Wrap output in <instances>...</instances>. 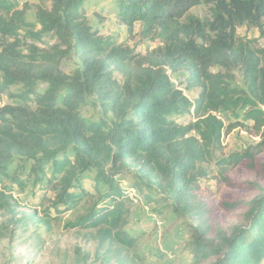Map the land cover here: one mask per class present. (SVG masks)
<instances>
[{
	"label": "trees",
	"instance_id": "trees-1",
	"mask_svg": "<svg viewBox=\"0 0 264 264\" xmlns=\"http://www.w3.org/2000/svg\"><path fill=\"white\" fill-rule=\"evenodd\" d=\"M48 1L51 7L37 12L43 30L56 40L46 49L28 45L0 18V74L8 86L24 89L21 104L0 108V215L23 222L14 192L25 189L29 167L35 182L53 194L44 214L66 213L89 201L86 213L68 227L96 229L97 252L114 264H146L127 231L132 192L148 205H169L188 222L197 262L264 264V188L256 185L259 195L249 204L245 224L230 232L213 228L200 197L208 177L202 165L223 155L226 135L239 128L258 141L219 159L222 174L244 162L252 168L264 153V49L238 37L243 27L264 37V0ZM90 1L113 3L130 39L140 24L139 37L161 47L139 54L92 30L84 8ZM200 5L210 7V20L190 16ZM11 10L0 0V13ZM25 11L11 22L23 27ZM72 52L80 64L66 74L62 63ZM181 71L185 90L172 83ZM191 89L200 90L195 100L185 94ZM34 95L35 106L29 103ZM86 107L99 108L104 117L86 119ZM226 113L234 123L226 125ZM186 115V123L176 121ZM126 175L134 180L129 189L118 180ZM88 179L91 189L84 184Z\"/></svg>",
	"mask_w": 264,
	"mask_h": 264
},
{
	"label": "rangeland",
	"instance_id": "rangeland-1",
	"mask_svg": "<svg viewBox=\"0 0 264 264\" xmlns=\"http://www.w3.org/2000/svg\"><path fill=\"white\" fill-rule=\"evenodd\" d=\"M12 5L10 13H0V18L10 22L9 27L20 36H26L27 44H34L41 50L55 42L51 33L43 30L39 22L38 9H49L48 0H7ZM86 17L92 30L98 31L105 38L113 39L119 45H125L136 53L145 54L161 47L160 41L142 40L139 37L141 25L135 27L133 39H130L126 28L116 20L115 5L108 1H90L85 5ZM26 10V11H25ZM25 11V25L20 26L17 21L11 22V16H20ZM211 10L207 5H200L191 10L190 16L202 21L210 20ZM240 39L252 42L257 49H264V37L256 29L246 27L238 30ZM80 61L72 52L62 63L66 74L77 68ZM115 78L123 82L120 74ZM186 72L181 71L172 77V83L185 90L184 80ZM236 85L242 87V80L238 78ZM45 89L42 85L38 94ZM199 89L186 90V96L195 100ZM24 93L21 85L8 86L0 74V108L21 104L23 99L18 98ZM38 95L30 97L29 103L35 106L34 100ZM83 116L90 120H99L103 116L97 107L82 109ZM108 118V117H107ZM221 118L226 125L235 122L231 114H222ZM189 117L177 118L179 123H186ZM258 141L256 135L248 131L235 129L224 138V153H216L202 165L207 172V178L201 181L200 197L207 205L208 219L213 228L230 232L234 227L245 224V215L249 212V204L259 195L256 185L264 188V153L255 158L254 167L248 163L230 167L225 174L217 166L219 159L234 153H244ZM25 189H15L14 195L20 200L22 208L19 217L21 224H14L10 219L0 215V264H114L97 252L95 236L96 229L74 230L68 227L79 216L86 213L89 201H82L72 210L56 214L50 210V215L44 210L50 206L49 199L52 191H48L44 184L35 182L29 167L24 174ZM122 187L127 189L134 183L131 175L118 177ZM85 186L91 189V179L85 181ZM129 189V188H128ZM94 193V191H91ZM138 193L132 192V218L127 227L128 233L134 236L140 246V251L146 256V264H213L216 259L197 262L192 251V237L188 222L178 219L169 209V205L157 203L148 205L137 198ZM143 196V195H142ZM227 205V206H226ZM229 206L228 209L227 207ZM34 220H33V219ZM43 221L44 223H41ZM47 222L49 223L47 225Z\"/></svg>",
	"mask_w": 264,
	"mask_h": 264
},
{
	"label": "clouds",
	"instance_id": "clouds-1",
	"mask_svg": "<svg viewBox=\"0 0 264 264\" xmlns=\"http://www.w3.org/2000/svg\"><path fill=\"white\" fill-rule=\"evenodd\" d=\"M55 42H56V41H55ZM55 42H54L52 45H54V44H55ZM52 45H50V46H52ZM50 46H49V47H50ZM135 193H136V192H135Z\"/></svg>",
	"mask_w": 264,
	"mask_h": 264
},
{
	"label": "bare ground",
	"instance_id": "bare-ground-1",
	"mask_svg": "<svg viewBox=\"0 0 264 264\" xmlns=\"http://www.w3.org/2000/svg\"><path fill=\"white\" fill-rule=\"evenodd\" d=\"M54 42H51L50 45H52Z\"/></svg>",
	"mask_w": 264,
	"mask_h": 264
}]
</instances>
